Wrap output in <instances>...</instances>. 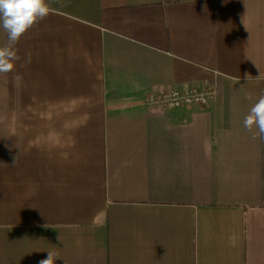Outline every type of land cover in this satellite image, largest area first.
I'll use <instances>...</instances> for the list:
<instances>
[{"label": "crops", "instance_id": "1", "mask_svg": "<svg viewBox=\"0 0 264 264\" xmlns=\"http://www.w3.org/2000/svg\"><path fill=\"white\" fill-rule=\"evenodd\" d=\"M47 3L0 73V264H264V0Z\"/></svg>", "mask_w": 264, "mask_h": 264}, {"label": "clouds", "instance_id": "2", "mask_svg": "<svg viewBox=\"0 0 264 264\" xmlns=\"http://www.w3.org/2000/svg\"><path fill=\"white\" fill-rule=\"evenodd\" d=\"M50 11L47 0H0V21L8 38V43L0 46V73L7 74L15 70L16 62L20 60L15 45L38 21L46 18ZM243 125L253 133V139H264V96L251 107ZM254 129L257 131H253ZM56 260L57 257L48 251V257L40 264H55Z\"/></svg>", "mask_w": 264, "mask_h": 264}, {"label": "built area", "instance_id": "3", "mask_svg": "<svg viewBox=\"0 0 264 264\" xmlns=\"http://www.w3.org/2000/svg\"><path fill=\"white\" fill-rule=\"evenodd\" d=\"M218 90L211 86L171 87L158 92H149L146 102L152 106L178 109L193 105H206L215 99Z\"/></svg>", "mask_w": 264, "mask_h": 264}, {"label": "rangeland", "instance_id": "4", "mask_svg": "<svg viewBox=\"0 0 264 264\" xmlns=\"http://www.w3.org/2000/svg\"><path fill=\"white\" fill-rule=\"evenodd\" d=\"M212 86V85H211ZM194 87V86H193ZM214 87V86H213ZM216 88V87H215ZM193 106H195V105H193ZM197 106H199V105H197ZM186 107H192V106H186ZM181 108H185V107H181Z\"/></svg>", "mask_w": 264, "mask_h": 264}]
</instances>
